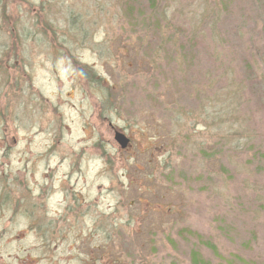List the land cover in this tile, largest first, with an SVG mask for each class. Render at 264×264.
<instances>
[{"label": "rangeland", "instance_id": "374dc122", "mask_svg": "<svg viewBox=\"0 0 264 264\" xmlns=\"http://www.w3.org/2000/svg\"><path fill=\"white\" fill-rule=\"evenodd\" d=\"M7 54L0 264H264V0H0Z\"/></svg>", "mask_w": 264, "mask_h": 264}, {"label": "trees", "instance_id": "16d2710c", "mask_svg": "<svg viewBox=\"0 0 264 264\" xmlns=\"http://www.w3.org/2000/svg\"><path fill=\"white\" fill-rule=\"evenodd\" d=\"M42 21H43V23L44 24H46V20H44L43 19V15L42 16H38V19L36 20V22H35V25H38V24H41L42 23ZM168 25H166V29L168 30ZM7 29V28H6ZM5 29V33L7 32V30ZM12 37V36H11ZM10 37V39H11V45H9V48L10 49H13V48H16V47H18V45H20V43L17 41L18 39H16V38H11ZM160 38H162V37H165V34H164V32H162L161 33V35L159 36ZM171 41V43L172 44H174V43H176V41H174V40H172V39H170ZM179 46V45H178ZM151 50V53H153L154 52V48H152V49H149V51ZM6 54V52L4 51V54L3 55H5ZM7 58H9V55L7 54V56H4V57H2V58H0V63H5V61H6V59ZM151 58L152 59H157L158 58V54L156 53V54H153L152 56H151ZM151 61V60H150ZM5 65H6V67L8 66L7 65V63H5ZM91 75H92V77H93V73H90ZM10 91H11V87H10ZM3 101V100H2ZM7 116V115H6ZM6 116H4V117H6ZM3 120H6V119H3ZM211 247H214L213 245H211V244H209ZM192 262H193V264H204V262L198 257V255L196 254H193V259H192Z\"/></svg>", "mask_w": 264, "mask_h": 264}, {"label": "water", "instance_id": "95a60500", "mask_svg": "<svg viewBox=\"0 0 264 264\" xmlns=\"http://www.w3.org/2000/svg\"><path fill=\"white\" fill-rule=\"evenodd\" d=\"M114 139L117 143L120 144L121 148H124L128 142L127 137L123 133L118 132V131L115 132Z\"/></svg>", "mask_w": 264, "mask_h": 264}]
</instances>
